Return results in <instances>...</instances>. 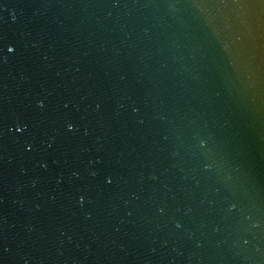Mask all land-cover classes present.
I'll list each match as a JSON object with an SVG mask.
<instances>
[{"label": "water", "instance_id": "water-1", "mask_svg": "<svg viewBox=\"0 0 264 264\" xmlns=\"http://www.w3.org/2000/svg\"><path fill=\"white\" fill-rule=\"evenodd\" d=\"M0 264H264V0H0Z\"/></svg>", "mask_w": 264, "mask_h": 264}]
</instances>
